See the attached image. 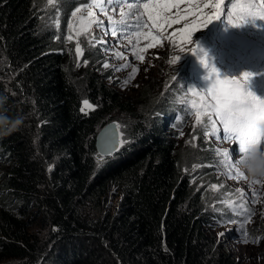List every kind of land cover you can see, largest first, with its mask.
Segmentation results:
<instances>
[{"label": "trees", "instance_id": "1", "mask_svg": "<svg viewBox=\"0 0 264 264\" xmlns=\"http://www.w3.org/2000/svg\"><path fill=\"white\" fill-rule=\"evenodd\" d=\"M84 1L0 0V264H264L210 233L235 225L258 242L264 212L218 175L221 151L207 116L196 123L190 87L194 68L203 91L208 74L187 55L180 14L124 99L85 30ZM84 100L93 108L82 112ZM109 121L121 146L103 157L95 136Z\"/></svg>", "mask_w": 264, "mask_h": 264}, {"label": "rangeland", "instance_id": "2", "mask_svg": "<svg viewBox=\"0 0 264 264\" xmlns=\"http://www.w3.org/2000/svg\"><path fill=\"white\" fill-rule=\"evenodd\" d=\"M128 2H133V0H128ZM165 2L166 0L135 1L138 7L133 8L130 15L122 17V10L124 13L129 12L124 0H112L111 3H108L107 0L84 1L87 7L84 6L81 13L85 18V30L90 41L98 44L102 59L110 69L111 77L107 81L110 87L119 92L124 99L132 97L138 83L150 74L155 56L164 51L166 31L170 29L169 27H175L178 24L176 17L180 14L179 23L183 24L184 27L190 28L193 24L198 26V30L193 32V42L198 43L207 51L209 64L216 67L220 79L239 77L240 73L244 71L256 73L258 75L252 77L248 88L257 96L264 98V21H256L255 25L245 24L238 28L232 27L228 23L229 18L225 9L221 12L219 19L213 18V22L205 28L202 27L203 20L216 11L214 7H205V5H215L217 0H167L172 4V7L169 11L162 13L163 19L156 20L157 12L160 11L158 6ZM231 2H236V0H231ZM255 2L258 4V0ZM144 3L149 4L148 9L139 7ZM224 4L227 8H231L230 0H224ZM200 5H202V10H199L201 7L195 9ZM256 10L258 11V8ZM232 11L233 22H240L236 16V9H232ZM89 12L93 15L89 16ZM149 15L153 19H149ZM109 16L112 17V22L109 21ZM121 20H123L122 23ZM184 29L182 34H185ZM113 31L117 35L114 36ZM201 40L202 42H200ZM192 47L194 44L190 45L187 52L189 57L192 56L190 51ZM141 56L143 60L139 58ZM195 66L196 68L200 66L199 70H205L208 74V69L200 61L197 60ZM185 67L191 68L189 61ZM133 68L137 69L134 75L132 74ZM164 68L170 72L173 70L172 68L169 69V65ZM192 72L190 70V73ZM194 73L195 75H190L192 80L190 87L194 90L192 91L193 96L201 103V97L205 95V91L202 90L204 86L196 80L200 74L195 68ZM209 83L210 80H208L207 86ZM83 108L89 109L84 104ZM112 116H119V114L112 113ZM217 127H220L218 121ZM213 136L214 138L211 137L212 139H210L214 146L221 151L220 160L224 163L218 175L224 182H228L236 188L240 196L250 206L264 212L261 208L264 177H259L260 184H252L251 181L256 177H252L247 169L241 165L239 166L240 171L245 173L246 178H235L234 161L239 159L235 149L238 145L232 140L223 139L222 132L220 139L216 138L215 133ZM229 173L232 174L231 177ZM109 200L114 204L116 200L114 194L109 195ZM210 233L216 238L223 236L227 239L235 253L248 263L255 262L260 258V253H264V236L258 242L246 244L235 235V225H226L211 230Z\"/></svg>", "mask_w": 264, "mask_h": 264}, {"label": "snow or ice", "instance_id": "3", "mask_svg": "<svg viewBox=\"0 0 264 264\" xmlns=\"http://www.w3.org/2000/svg\"><path fill=\"white\" fill-rule=\"evenodd\" d=\"M52 2L53 0H48L49 4ZM107 2L111 3L112 0H107ZM124 2L127 3L129 12L124 13L122 10V17L130 15L131 10L138 7L135 0H133V2L124 0ZM230 3L231 8H227L224 4V0H217L215 5H205V7H214L216 11L204 19L201 26L205 28L213 22V18L216 20L219 19L221 17V12L225 11V9L227 10V16L229 18L228 23L232 27L238 28L245 24L255 25L256 21H264V0H258V4L255 0H236V2H231L230 0ZM84 6L87 7V5ZM139 7L148 9L149 4L144 3L139 5ZM158 7L160 8V11L157 12L155 17L156 20L163 19L162 13L169 11L172 4L166 0L165 3ZM257 8L258 11L256 10ZM232 9H236V16L239 18L240 22H233ZM80 11L81 8H76L73 15ZM91 15H93V13L89 12V16ZM108 19L112 22L111 16H109ZM149 19H153V17L149 15ZM120 22L122 23L123 20ZM154 26H156L155 23ZM197 30L198 26L196 24H193L190 28L186 26L184 29L186 33L185 42L190 45L194 44V47L190 49L191 54L196 56L200 63L208 69V75L205 79L210 80V83L205 89V95L201 97L200 108L203 109V111L197 112L196 123L200 124L201 116L206 115L217 139L221 138L220 133L222 132L223 139L232 140L238 145L235 149V152L239 156V159L234 161V167L236 168L235 178H246L245 173L240 171L239 168V166L247 163L246 160L241 158L242 154H244L247 151V148L251 145H256L259 151L264 153V139L258 136L256 131L257 124L259 122H264V98L257 96L248 88L249 81L254 75L258 74L244 71L240 73L239 77H224L223 79H220L221 77L216 67L209 64L207 51L200 47L198 43L193 42V32ZM112 34L114 36L117 35L115 31H113ZM149 46L151 47L152 45ZM77 55H81L79 45H77ZM139 58L143 60L142 56ZM178 59L179 56L175 57L172 62L176 63ZM85 63L87 62L85 61ZM104 67H108V65L105 64ZM136 71L137 69L133 68L132 74L134 75ZM83 104L89 109L93 107L87 100L83 101ZM81 111H85V108L82 107ZM213 116H215V119H213ZM217 121L219 122L220 127H217ZM205 135L208 136L209 133L205 132ZM195 139L196 137H193V140ZM225 155H228V153H225ZM231 175L232 174L229 173L230 177ZM251 183L260 184L261 180L256 178L253 179ZM211 187L216 189L217 185L213 184ZM245 237V242L247 243V233H245Z\"/></svg>", "mask_w": 264, "mask_h": 264}, {"label": "water", "instance_id": "4", "mask_svg": "<svg viewBox=\"0 0 264 264\" xmlns=\"http://www.w3.org/2000/svg\"><path fill=\"white\" fill-rule=\"evenodd\" d=\"M95 146L103 157L117 153L121 146V133L116 121H109L98 130L95 136Z\"/></svg>", "mask_w": 264, "mask_h": 264}, {"label": "clouds", "instance_id": "5", "mask_svg": "<svg viewBox=\"0 0 264 264\" xmlns=\"http://www.w3.org/2000/svg\"><path fill=\"white\" fill-rule=\"evenodd\" d=\"M256 131L257 135L264 139V122L257 124ZM241 158L247 161L243 166L252 177H264V153H261L256 145L249 146Z\"/></svg>", "mask_w": 264, "mask_h": 264}]
</instances>
